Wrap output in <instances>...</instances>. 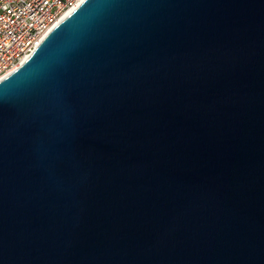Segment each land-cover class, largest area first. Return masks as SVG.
<instances>
[{
  "label": "water",
  "instance_id": "obj_1",
  "mask_svg": "<svg viewBox=\"0 0 264 264\" xmlns=\"http://www.w3.org/2000/svg\"><path fill=\"white\" fill-rule=\"evenodd\" d=\"M0 264H264V0H83L0 80Z\"/></svg>",
  "mask_w": 264,
  "mask_h": 264
},
{
  "label": "built area",
  "instance_id": "obj_2",
  "mask_svg": "<svg viewBox=\"0 0 264 264\" xmlns=\"http://www.w3.org/2000/svg\"><path fill=\"white\" fill-rule=\"evenodd\" d=\"M82 1L0 0V80L31 54L67 11Z\"/></svg>",
  "mask_w": 264,
  "mask_h": 264
},
{
  "label": "bare ground",
  "instance_id": "obj_3",
  "mask_svg": "<svg viewBox=\"0 0 264 264\" xmlns=\"http://www.w3.org/2000/svg\"><path fill=\"white\" fill-rule=\"evenodd\" d=\"M70 11H71V9H70L69 11H67V13H69ZM67 13H66V14H67Z\"/></svg>",
  "mask_w": 264,
  "mask_h": 264
}]
</instances>
